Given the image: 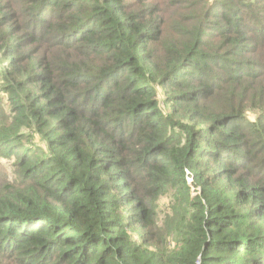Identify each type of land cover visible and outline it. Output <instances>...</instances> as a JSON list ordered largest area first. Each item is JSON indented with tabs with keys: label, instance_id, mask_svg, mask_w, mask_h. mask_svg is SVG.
Returning <instances> with one entry per match:
<instances>
[{
	"label": "trees",
	"instance_id": "16d2710c",
	"mask_svg": "<svg viewBox=\"0 0 264 264\" xmlns=\"http://www.w3.org/2000/svg\"><path fill=\"white\" fill-rule=\"evenodd\" d=\"M0 264H264V0H0Z\"/></svg>",
	"mask_w": 264,
	"mask_h": 264
},
{
	"label": "rangeland",
	"instance_id": "374dc122",
	"mask_svg": "<svg viewBox=\"0 0 264 264\" xmlns=\"http://www.w3.org/2000/svg\"><path fill=\"white\" fill-rule=\"evenodd\" d=\"M185 196H186V197H189V198H188L189 200H191V198H192V195H190V193L186 194ZM163 201H165V200H163Z\"/></svg>",
	"mask_w": 264,
	"mask_h": 264
}]
</instances>
